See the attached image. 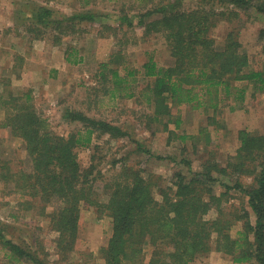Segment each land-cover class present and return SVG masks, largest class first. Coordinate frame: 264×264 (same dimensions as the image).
Here are the masks:
<instances>
[{
	"label": "rangeland",
	"instance_id": "374dc122",
	"mask_svg": "<svg viewBox=\"0 0 264 264\" xmlns=\"http://www.w3.org/2000/svg\"><path fill=\"white\" fill-rule=\"evenodd\" d=\"M168 3L181 10L210 7L202 0H0L1 11L9 4L15 8L9 14L11 23L5 25L0 18V58L17 57V67L8 76L0 77V95L8 98V93L32 91L40 115L55 133L63 136L82 126L81 122L66 120L69 109L110 122L126 132L119 138L104 134L91 147L77 149L82 169L89 168L92 176H98L99 186L102 180H113L123 168L133 167L145 169L160 179L162 186L170 187L169 179L175 171L189 175L191 170L200 171L208 164L226 168L240 147L241 130L264 134V91L254 88L248 80L233 81L230 93L219 87L218 99L214 90L212 102L218 104L217 109L171 104V116L153 120L155 105L147 101L153 79L144 76L143 66L151 57L159 67L169 66L173 59L167 39L160 34L146 35L139 26V15ZM43 6L54 11L49 27L36 25L35 17ZM239 12L240 18L234 21L217 22L209 35L223 46L228 33L236 29L242 50L250 59L248 70H264V15L255 9ZM78 13L91 14L93 19L73 22L71 16ZM10 25L12 28L7 29ZM30 27L46 33L43 38L38 37V32H29ZM57 38H61L59 43ZM8 48L15 53H8ZM25 54L32 58L28 75L23 71ZM108 62V81L103 83L100 67ZM111 69H118L123 75L127 69L136 71L134 77L119 86L115 98L110 96L115 87ZM131 93L135 96H127ZM6 116L7 109L0 103V124ZM1 161L8 162L12 170L31 166L25 141L0 127V164ZM215 175L232 183L231 176L219 172ZM252 182V177H242L246 190ZM224 191L218 183V194ZM102 196L106 201L107 197ZM61 204L57 198L43 199L19 192L14 183L0 179V238L12 240L40 260H18L3 249L0 240V264H106L101 249L113 235L112 218L95 206L82 204L76 243L73 249H69L68 242L61 247V234L52 223ZM224 206L230 210L247 209L255 223L256 216L244 192L231 191ZM216 217V210L207 215L211 220ZM242 225L240 222L233 229V235ZM212 243L213 251L191 264H235L231 256L216 251L215 242ZM146 253L149 255L150 249Z\"/></svg>",
	"mask_w": 264,
	"mask_h": 264
},
{
	"label": "trees",
	"instance_id": "16d2710c",
	"mask_svg": "<svg viewBox=\"0 0 264 264\" xmlns=\"http://www.w3.org/2000/svg\"><path fill=\"white\" fill-rule=\"evenodd\" d=\"M210 7L199 6L193 10L172 7V3L139 15V26L146 35L160 34L170 45L172 63L158 66L151 57L144 64V76L153 81L148 88V103L155 105L153 120L171 116V104H188L196 108H218V88L230 93L233 81L248 80L254 88L264 91V70L249 71L250 59L242 50L239 32L232 29L223 46H218L211 28L222 20L240 18V10L255 9L264 15V0H202ZM206 5V4H204ZM43 6L36 15V25L49 27L54 11ZM90 13V12H89ZM157 15V18L154 16ZM148 18H152L148 20ZM73 22L92 20L91 14H74ZM69 19V20H70ZM58 27L62 24L59 22ZM29 32L42 29L30 27ZM64 33L69 34L64 30ZM61 38H57L59 43ZM69 61L70 60L69 58ZM78 63V60H73ZM110 63H103L99 76L108 81ZM115 87L111 98L117 96L119 86L135 76L127 69L126 75L111 69ZM141 70H138L140 73ZM0 95V103L7 109L1 128L24 140L31 166L12 170L8 162L0 164V179L14 183L17 191L30 193L43 199L57 198L62 202L53 214V228L61 234L59 246L71 244L73 249L78 237L82 204L97 207L113 220V235L108 245L101 249L106 264H191L199 257L215 250L232 257L235 264H264V134H252L244 129L239 132L240 147L226 168L208 164L189 175L175 171L169 179L172 185L164 187L160 179L142 168L125 167L113 180H102L83 170L78 159V148H89L96 138L109 134L112 138L126 132L105 120H98L69 109L66 120L81 122L79 130L68 136L55 133L47 119L40 115L32 91L19 95ZM134 97L135 94H127ZM244 96V95H243ZM177 126L180 125L178 120ZM185 136H183V139ZM231 176L232 183L223 182L215 175ZM253 178L246 190L242 177ZM218 183L225 191L217 192ZM244 192L256 216L253 224L245 208L230 210V192ZM105 195L106 201H103ZM216 210L217 217L207 219ZM243 222L241 230L233 229ZM3 249H8L18 260H38L31 251L1 237ZM150 249L149 255L146 250ZM148 257V262H146ZM40 261V260H38ZM43 263V262H42Z\"/></svg>",
	"mask_w": 264,
	"mask_h": 264
},
{
	"label": "crops",
	"instance_id": "0c3cea01",
	"mask_svg": "<svg viewBox=\"0 0 264 264\" xmlns=\"http://www.w3.org/2000/svg\"><path fill=\"white\" fill-rule=\"evenodd\" d=\"M12 9H15L14 6L12 4H9L7 6V8H2V11H1V8H0V18L1 20H3V22L5 23V25L8 23V22H12L10 17H9V14L11 13ZM9 28H12L11 25L10 26H7V29ZM13 49V48H12ZM12 51V52H11ZM8 53H15L14 50H10V48H8ZM14 55V54H12ZM26 55V58H22V62L25 61V68H24V65H23V68H24V75H28L29 74V71L28 70V64L29 62L31 61V57L30 55L31 54H25ZM15 58L17 59V57H7L6 58H0V77L1 76H8L9 75V71H13V69H15L17 67V64H15ZM4 63V64H3ZM27 63V65H26ZM1 85V84H0Z\"/></svg>",
	"mask_w": 264,
	"mask_h": 264
}]
</instances>
